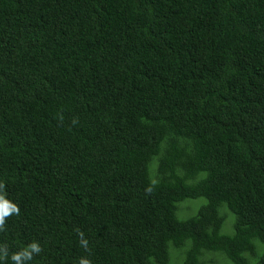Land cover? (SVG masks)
<instances>
[{
  "label": "trees",
  "instance_id": "16d2710c",
  "mask_svg": "<svg viewBox=\"0 0 264 264\" xmlns=\"http://www.w3.org/2000/svg\"><path fill=\"white\" fill-rule=\"evenodd\" d=\"M0 182L27 264H264V0H0Z\"/></svg>",
  "mask_w": 264,
  "mask_h": 264
},
{
  "label": "clouds",
  "instance_id": "9594fccd",
  "mask_svg": "<svg viewBox=\"0 0 264 264\" xmlns=\"http://www.w3.org/2000/svg\"><path fill=\"white\" fill-rule=\"evenodd\" d=\"M60 119L62 121L63 117L61 116ZM72 123L75 125L78 123V120L73 119ZM146 192L151 193L152 188L149 187L146 189ZM19 213L20 208L18 204L7 198L6 185L0 182V231H5L7 220L13 215H19ZM76 232L79 237L80 246L85 251H89V241L85 237L83 230L76 229ZM41 252H43V248L40 243L35 240L28 243L23 249L13 252L10 257L7 246L0 245V259L6 261L10 258L12 264H27L35 255H39ZM77 264H92V261L87 257H81Z\"/></svg>",
  "mask_w": 264,
  "mask_h": 264
},
{
  "label": "rangeland",
  "instance_id": "374dc122",
  "mask_svg": "<svg viewBox=\"0 0 264 264\" xmlns=\"http://www.w3.org/2000/svg\"><path fill=\"white\" fill-rule=\"evenodd\" d=\"M204 203H206L205 197H198V198H194V199L187 198V199L181 201L178 204L177 217L179 219H186V218H189V217L195 215L197 213L199 207L201 205H203ZM221 211H222V213H226V215H227L226 222L224 223V226H223V231L226 233L233 232V226H232L233 213L226 206H223ZM184 249L185 248H183V250ZM217 258H219L218 254H216V259ZM253 261H254V259L252 258L251 262H253ZM226 263L229 264V262H227V261H226ZM170 264H182V260H181V258H178L176 256V252H173Z\"/></svg>",
  "mask_w": 264,
  "mask_h": 264
}]
</instances>
